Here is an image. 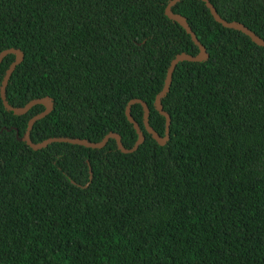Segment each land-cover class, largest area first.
<instances>
[{"label":"trees","instance_id":"1","mask_svg":"<svg viewBox=\"0 0 264 264\" xmlns=\"http://www.w3.org/2000/svg\"><path fill=\"white\" fill-rule=\"evenodd\" d=\"M169 1L0 0V52L23 54L8 105L53 102L32 143L115 133L131 149L132 99L146 103L150 127L164 136L155 96L176 55L198 54L165 16ZM208 1L264 41V0ZM171 10L208 59L173 72L161 100L171 119L165 146L135 104L144 142L133 153L112 139L99 150L33 151L20 139L44 107L17 116L0 99V264H264V48L223 28L201 1ZM14 58L0 64V86Z\"/></svg>","mask_w":264,"mask_h":264},{"label":"water","instance_id":"2","mask_svg":"<svg viewBox=\"0 0 264 264\" xmlns=\"http://www.w3.org/2000/svg\"><path fill=\"white\" fill-rule=\"evenodd\" d=\"M180 1L182 0L169 1V3L167 4L165 8V16L169 20L177 23L185 31V33L189 35L191 41L198 48V54L195 56L187 55L184 53H180L176 55L175 58L170 62L169 67L166 71L164 84H163L161 91L155 96L154 108L165 119V130H164L163 137H160L150 127L149 120H148L149 110H148L146 103H144L143 101L139 99H132L127 103L125 107V117L127 121L133 126V129L135 130V133L137 135V140L131 149L124 148L121 143L120 136L115 133L107 134L101 141L97 143H91L83 139H69V138H50V139H46L37 144L32 143L30 140V132H31V129L34 123L45 118L47 115L51 113L53 109V102L49 98H43V99L32 100L28 102L25 106L19 107V108L11 107L10 105H8L6 101V86L15 68L22 62L23 54L19 50L7 49V50L0 52V64L2 63L3 59L6 58L8 55H13L15 58H14V61L9 65L8 69L5 71V74H4V77L2 79L1 86H0V99L2 101V105L4 109L9 112H12L14 115L21 116V115L26 114L31 108L35 106L41 105L44 107V111L42 113L32 117L28 121L26 130L24 134L22 135L20 141L25 143L33 151L44 149L48 145L54 144V143L70 144V145L84 147L87 149L99 150V149L104 148L105 145L108 143V141L112 139L115 141L118 151H120L123 154H130V153L135 152L138 149V147L144 142L143 133L139 125L137 124V122L134 121V119L132 118L131 113H130L131 106L138 104L141 106L142 111H143L142 123H143L144 130L152 137V139L157 143V145H159L160 147L165 146L169 140V134H170L169 127H170L171 119H170V116L165 111H163L161 100L166 96V94L169 91L173 72L179 63H182V62L201 63L208 59V54L205 48L198 42L194 33L191 31L188 24L186 23L185 18L180 15L174 14L171 10V8L177 3H179ZM198 1H201L202 3H204L205 7L209 10L210 15L215 20V22L220 24L223 28L237 31L245 35L246 37H248L251 40V42L257 45L258 47L264 48V41L261 40L259 37H257L252 31L244 27L242 24L235 23V22H227L223 20L217 14L216 10L214 9V7L210 4L208 0H198ZM91 176H92L91 171L89 169V180L90 181H91ZM88 184L85 185L84 188H86Z\"/></svg>","mask_w":264,"mask_h":264}]
</instances>
